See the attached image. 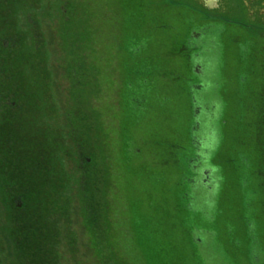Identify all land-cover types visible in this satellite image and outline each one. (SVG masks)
<instances>
[{"label": "rangeland", "instance_id": "1", "mask_svg": "<svg viewBox=\"0 0 264 264\" xmlns=\"http://www.w3.org/2000/svg\"><path fill=\"white\" fill-rule=\"evenodd\" d=\"M75 1L83 62L95 64L99 70L94 104L110 135L106 137L102 131L97 144L105 152L109 142L111 174L106 183L110 188L105 201L107 230L97 242L79 205L78 174L65 164L73 185L69 220L58 222L64 237L58 245L59 264H251L253 242L263 249L259 264H264V193L256 187L259 168L262 170V162L256 160L263 154L258 136L264 110V76L259 66V61H264V34L257 28L263 30L264 21L250 20L244 4L239 3V14L233 9L222 16L229 20L209 21L199 4L182 0ZM65 4L66 0H27L14 17L29 38L19 36L17 30L12 36L17 45L26 41L43 50L57 116L54 124L64 133L68 132L65 113L73 101L64 67L63 50L70 29ZM8 15L0 6V25ZM206 25L212 27L210 34L204 35L206 42L211 40L207 54L214 63L212 78L224 82L226 92L224 148L219 160L212 163L225 188L210 199L195 196L193 207L186 209L179 162L190 152L188 89L197 80L188 54L195 50L191 33ZM254 57L247 75L248 60ZM133 68L154 80L152 97H160L159 108L133 114L122 106L123 87L132 81L128 72ZM1 76L0 70V80ZM243 76L250 93L239 83ZM237 152L241 154L237 161L249 163L244 173L230 161ZM241 178L247 179L243 187ZM3 180L0 163V264H15L13 242L8 240L12 223ZM107 256L114 261L108 263Z\"/></svg>", "mask_w": 264, "mask_h": 264}, {"label": "trees", "instance_id": "2", "mask_svg": "<svg viewBox=\"0 0 264 264\" xmlns=\"http://www.w3.org/2000/svg\"><path fill=\"white\" fill-rule=\"evenodd\" d=\"M0 3L7 15L9 12L12 13L6 16L3 24L0 25V70L3 74L0 80V155L2 154L0 163L1 175L4 176L1 187L4 189L3 193L6 196L12 223L11 234L8 236L9 239L7 236L6 238L13 242L14 256L17 260L15 264H59L58 246L48 238L41 214L45 209L51 213L63 212L65 222L69 220L71 200L69 191L73 182L65 170V164L69 157L77 153L76 136L67 123L68 132L65 133L63 128L54 124L57 122L55 120L57 116L50 92V72L46 66L47 58L45 54L42 55L41 47H34L26 41H23V44L19 42L18 45L13 42L12 36L15 30L21 32L19 36L28 37V33L20 31L14 17L16 11L23 3H27V0H0ZM66 3L65 9L74 15L70 16L68 21L70 29L66 31L69 40H67L66 49L63 50L64 67L67 78L72 84L71 94L74 99L73 92L76 83L73 82L77 76L80 80L86 79L87 72L83 62V50L79 43L81 37L76 34L78 29L75 17L78 10L77 2L66 0ZM63 28L64 37L65 26ZM4 41L7 42L6 45ZM78 65H83L80 69H83L84 75L77 72L78 68L75 66ZM45 107L53 108L50 113H47L48 121L45 120L42 111ZM87 119L88 115H80L82 124L79 133L84 137L79 147L83 154L90 151ZM94 132H97L98 140L101 131L97 127ZM68 134L71 137V145L66 137ZM45 138H47V143L44 141ZM259 146L263 152L259 157V162H263L264 169V141H259ZM99 166L101 174L97 173L95 176L89 174L85 178L76 179L75 183L78 190L76 194L77 197L79 195L81 202L79 205L83 206L84 210L82 206L81 210L85 213L84 221L91 234L94 223L92 208L95 203H97L96 208H104L103 199L99 198L100 195L96 194L93 197L95 190L103 193L102 188L106 182L103 159L99 160ZM259 172L264 179V170L259 168ZM82 182L83 185L80 187ZM101 186L103 187L100 188ZM5 188H10V191L6 192ZM45 188H47L46 191ZM19 203H21L20 208H18ZM23 208L26 211L31 209L32 211L28 212L31 216L20 220L16 214L20 213L19 210ZM99 223L101 224L100 231L103 227L105 230L107 224L105 217H102ZM97 239L99 238H96L99 242Z\"/></svg>", "mask_w": 264, "mask_h": 264}, {"label": "flooded vegetation", "instance_id": "3", "mask_svg": "<svg viewBox=\"0 0 264 264\" xmlns=\"http://www.w3.org/2000/svg\"><path fill=\"white\" fill-rule=\"evenodd\" d=\"M181 1V0H179ZM189 3L199 4L200 9L203 12L207 13V20L213 21L214 19L222 18L221 20H229L226 17H222L224 13L229 10H235L237 14L242 11L238 7V3L244 4V12L250 20H257L260 22L264 21V0H182ZM64 16L66 18L73 17V13L68 12L64 7ZM210 25L200 26L199 30H195L191 33V43L195 47V50L188 54L189 63L191 64V69L194 75L197 77L195 83L191 84V88L188 89L189 99L191 103V123L188 129V150L189 155L185 156L183 161H180L179 164L182 167V183H183V195L182 198L185 200L184 206L186 205V209H191L193 207L192 203L195 199V196H202L208 199L211 198L212 195H217V190H222L225 186H222V177L220 174H216L217 167L212 163L219 160L221 151H223L224 147L222 146V124L225 119V109L227 105L226 92L224 91V82L220 83L217 80L212 78V74L214 71L213 60L212 57L207 53L209 52V44L210 41H205L204 35H209L211 30ZM259 29V34H264L263 30ZM250 39V38H249ZM242 44V43H241ZM255 50V49H254ZM255 56V53H252ZM245 57V56H244ZM255 57L253 59H249L248 62L250 64L249 67L246 68L247 75L250 72L252 65L254 63ZM259 66L262 69L264 76V61H259ZM83 66V65H82ZM82 66H75L78 68V73L81 72L84 75L83 69H80ZM248 69V70H247ZM85 71L87 72V78L80 80L79 76H77L75 82V91L73 92L74 99L72 101L71 107L65 113V122L71 126L70 128L75 134L76 141V155H72L69 157L68 162H66L67 166L70 165L72 172H77V178H85L86 176H95V174H101V167L99 166V160H104L105 163V186L106 183H109L108 178H110L111 174V163L109 160L110 157V149L109 142L107 144V148L105 152L99 148L97 141V132L95 133V128H99V130L104 132L105 136L110 135L106 129L105 124L101 121V116L99 115V111L97 110V106L94 104V95L98 91L99 81H98V67L95 64L86 66ZM128 75L131 76L132 81H128L125 83L123 87L122 95V106L127 108V110L131 111L133 114L135 111H145L149 108L157 109L159 108L158 101L160 99L159 96L155 98L154 90L155 83L154 80L151 81L148 75H141L135 68L128 72ZM245 76V75H244ZM241 77L239 83L243 85L247 91L249 92V84L245 81V78ZM259 77V76H258ZM261 77V76H260ZM264 80V77H262ZM212 90V94L214 98L212 100L209 96V90ZM262 91L259 90L258 94ZM72 93V92H71ZM250 93V92H249ZM125 94V95H124ZM77 95V96H76ZM254 94H251L253 97ZM152 97V98H151ZM264 98V94L262 96ZM161 105V109H162ZM53 108H44L42 109L45 120L48 121L47 113H50ZM80 115H88L87 123L89 128V138H90V151L87 154H83L80 150V142L83 140V135L79 133V128L82 122L80 121ZM57 120V118L55 119ZM46 130V129H45ZM65 135V134H64ZM66 137H68L66 135ZM65 139V137H64ZM197 140V142H196ZM47 143V138L44 139ZM196 142V143H195ZM259 144V142H258ZM80 145V147H79ZM260 147V146H259ZM104 152V153H102ZM69 154V153H68ZM241 155L238 152L236 153V157H231L230 161L233 162L235 168L239 170V173H244L246 169L249 167L248 161L244 164L240 161H237V157ZM260 157V156H259ZM259 157L256 161L259 162ZM75 158V159H74ZM246 158V157H245ZM236 160V161H235ZM174 162V160H173ZM175 163V162H174ZM98 165V167H97ZM237 166V167H236ZM104 175V173H102ZM244 177V176H243ZM258 184L262 188V192L264 193V179L261 177L259 172ZM237 178V177H236ZM235 178V179H236ZM245 178V177H244ZM74 179V178H73ZM242 183L240 186L243 187L247 184V179L243 180L241 178ZM102 184V182H101ZM239 184V183H238ZM104 185V183H103ZM101 186L103 193H98L96 190L93 193V197L98 194L99 198L104 203V208L101 209L96 208L97 203L92 208L93 214V233L94 240L96 238H101V232H105L104 227L102 231H100L99 226L101 225L99 222L102 217L106 219V207L105 201L108 198V191L110 188ZM108 188V189H107ZM243 189V188H242ZM47 188H45V191ZM214 195V196H216ZM99 198L97 200H99ZM95 199V198H94ZM105 199V200H104ZM215 200V198L213 199ZM108 201V200H107ZM264 205V202H263ZM71 206V204H70ZM21 207V203H19L18 208ZM25 208L20 209L17 217L26 218V216L30 217L28 211ZM69 216V215H68ZM41 218L44 228L48 232V238H50L56 246H58L62 240L63 236L60 234V228L58 227V222L64 219L63 212L60 213H51L48 209L41 214ZM65 220V219H64ZM53 227V228H52ZM25 229V227H23ZM56 230H55V229ZM107 230V226H106ZM91 232V231H90ZM54 233V235H53ZM107 239V237L104 235ZM27 241V240H25ZM254 249L252 250L251 256L249 257L251 264H259L260 258L263 253V249L260 247H256L255 242Z\"/></svg>", "mask_w": 264, "mask_h": 264}, {"label": "water", "instance_id": "4", "mask_svg": "<svg viewBox=\"0 0 264 264\" xmlns=\"http://www.w3.org/2000/svg\"><path fill=\"white\" fill-rule=\"evenodd\" d=\"M263 94H264V92H263ZM259 141L260 142L264 141V110H263L261 117H260V130H259L258 142ZM261 168H262V170H264L263 169V162H262Z\"/></svg>", "mask_w": 264, "mask_h": 264}, {"label": "bare ground", "instance_id": "5", "mask_svg": "<svg viewBox=\"0 0 264 264\" xmlns=\"http://www.w3.org/2000/svg\"><path fill=\"white\" fill-rule=\"evenodd\" d=\"M76 18H77V17H76ZM98 73H99V70H98ZM71 88H72V87H71ZM256 187H257V188H260V190H262V188H261L260 186L257 185ZM29 211L31 212L32 210L30 209V210H28V212H29ZM112 254H113V252H112ZM107 257H108V256H107ZM108 258H109V257H108ZM110 260H111V261H112V260L114 261V258H112V259L109 258V260H107L108 263H110Z\"/></svg>", "mask_w": 264, "mask_h": 264}]
</instances>
